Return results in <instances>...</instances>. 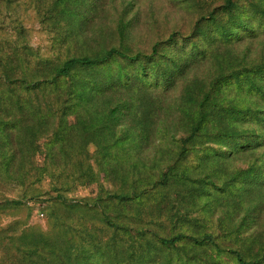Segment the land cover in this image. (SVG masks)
<instances>
[{
	"label": "rangeland",
	"instance_id": "obj_1",
	"mask_svg": "<svg viewBox=\"0 0 264 264\" xmlns=\"http://www.w3.org/2000/svg\"><path fill=\"white\" fill-rule=\"evenodd\" d=\"M154 44L159 63L179 64L170 87L139 84L140 65L115 56L105 67L74 66L34 107L55 116L36 127L61 129L64 116L74 132L63 145L51 133L29 145L44 170L38 181L17 180L15 165L0 179V264H9L6 248L17 253L39 231L62 249L182 236L172 249L153 246L145 264H239L232 250L264 264V0H0L9 81L51 79L65 59L100 60L109 47L149 54ZM102 71L126 85L75 97L70 83ZM65 152L80 155L81 177L73 159L51 162ZM123 190L139 195L106 197ZM206 234L219 247L185 238Z\"/></svg>",
	"mask_w": 264,
	"mask_h": 264
},
{
	"label": "trees",
	"instance_id": "obj_2",
	"mask_svg": "<svg viewBox=\"0 0 264 264\" xmlns=\"http://www.w3.org/2000/svg\"><path fill=\"white\" fill-rule=\"evenodd\" d=\"M214 19V18H213ZM228 21V17L226 18ZM215 23L216 20H213ZM219 27L215 28V32L218 35H222V25L217 22ZM223 23V22H222ZM241 25L246 30L251 29L241 22ZM252 32V31H251ZM158 44H154L151 53L128 54L118 48L109 47L105 50L103 57L100 60L92 59L88 56H75L65 59L62 64L56 69L53 78H39L32 82H28L26 79L20 78L18 80H8L7 74H0V179L10 175L13 165L14 177L22 182L38 181L42 177L43 169L39 168L34 161V152L29 150V145L37 147V141L43 134L51 133L56 138V142H60L61 145L65 141L72 138L74 132V126L69 124L64 116L58 117V122L63 125L61 129H55V131H46L41 127L45 123H49L50 120L54 121L52 116L48 112L41 110H35V106L47 104L46 91L49 87L60 85V79H65L69 76L71 69L76 65L84 66H107L112 57L118 56L123 59L132 62V65L138 66V73L135 76L139 84H147L151 86H158L160 84L165 87H170V77L179 75L176 70L179 67L178 63H172L169 59V63L162 65L159 63L160 56L157 50ZM194 46V45H193ZM197 48L194 46V49ZM190 53H193L190 51ZM131 65V66H132ZM136 69V68H135ZM114 74H108L106 71H102L97 75L86 77L85 80L74 81L71 84V91L76 92L75 97H81L82 99H96L100 93L106 92V90L120 87L121 84L127 82L124 80L118 82L111 80ZM111 80V81H110ZM110 81V83H109ZM120 81V82H119ZM67 81H64L66 84ZM108 82V83H107ZM63 84V83H62ZM63 84V85H64ZM126 85V83H125ZM122 86L125 88L126 86ZM131 87V85L129 86ZM128 87V88H129ZM72 97V96H71ZM110 113L106 120H111L114 115ZM49 116V117H48ZM115 117V116H114ZM35 124V125H34ZM42 133V134H41ZM52 163L56 159H61L65 164L70 160H74L72 164L76 173L81 177V171L84 168V164L79 154L71 155L68 152L65 153H51L49 155ZM121 165V164H120ZM4 169H1V167ZM139 193L132 194L129 191L112 192L106 197L109 200H131L137 197ZM63 202V201H62ZM86 207L91 206L84 204ZM115 228L122 227L116 222H108ZM54 229V228H51ZM139 233L136 232V235ZM25 235V233H24ZM182 236H162L155 232H149V234L139 235L133 240L128 249H123L120 243L116 240H110V242L94 240L91 238L90 242L79 247L71 246L62 249L57 243L54 236L43 231L37 232V235L30 239L27 244L21 243L15 246V250L6 248L4 250L7 255L4 259H7L9 264H145V259L152 247L157 245L163 250L172 249L176 245V241ZM188 240L202 244L204 242H210L215 247L219 245L214 241L211 234H206L202 238L198 239L194 236H185ZM28 245L27 248L25 246ZM235 254L239 264H256L255 261H244L241 254L237 250H232ZM154 259V260H153ZM261 259H264V251L261 254ZM157 258H152L151 264H159ZM170 264H173L172 262Z\"/></svg>",
	"mask_w": 264,
	"mask_h": 264
}]
</instances>
